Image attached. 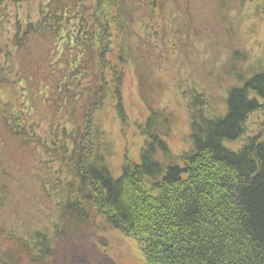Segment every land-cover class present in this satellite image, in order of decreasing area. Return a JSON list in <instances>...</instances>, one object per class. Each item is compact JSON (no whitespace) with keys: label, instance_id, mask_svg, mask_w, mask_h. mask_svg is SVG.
<instances>
[{"label":"trees","instance_id":"obj_1","mask_svg":"<svg viewBox=\"0 0 264 264\" xmlns=\"http://www.w3.org/2000/svg\"><path fill=\"white\" fill-rule=\"evenodd\" d=\"M181 4L0 0V209L16 197L19 179L4 165L16 146L36 150L49 168L43 189L61 212L41 229L0 227V264H20L21 253L44 264L70 223L88 222L96 231L98 220L139 240L147 264H264V126L251 133L247 125L264 112V67L227 92L225 112L217 113L204 89L188 90L191 142L180 154L171 150L164 111L149 106L134 123L139 155L127 154L114 169L113 144L97 121L108 108L125 131L132 121L124 98L128 71L153 55L161 65L162 54L173 57L194 44L191 14ZM40 94L52 107L51 145L26 119L24 98ZM84 124H93L87 165L75 130ZM245 134L237 149L223 142Z\"/></svg>","mask_w":264,"mask_h":264},{"label":"rangeland","instance_id":"obj_2","mask_svg":"<svg viewBox=\"0 0 264 264\" xmlns=\"http://www.w3.org/2000/svg\"><path fill=\"white\" fill-rule=\"evenodd\" d=\"M181 7L191 14L194 44L173 57L162 54L161 65L156 64L158 58L153 55L150 60L141 61L142 68L128 71L124 98L132 120L129 127L122 131L123 126L108 108L101 109L96 115L98 120L95 116L113 144L111 164L114 169L121 166L127 154L135 158L139 155L143 141L134 123L144 120L149 106L155 110L162 108L165 116L161 115L172 129L168 138L171 150L183 153L188 151L191 142L188 90L204 89L209 104L217 106V113L225 112L227 92L237 86V78L250 77L264 67L260 65L264 64V0H182ZM160 48L161 53H165V47ZM137 73L144 75L142 81ZM24 100L30 102L25 105L26 119L33 124L38 137L51 145L54 125L48 123L47 117L52 107L43 102L41 94L34 101L29 97ZM28 107L31 111H27ZM92 125H76L75 128L80 144L78 155L83 159L86 154L89 162L94 155V143L90 138ZM247 125L251 133H256L264 126V112L255 113ZM226 145L237 149L235 144ZM5 158V167L19 182L12 185L16 197L8 198L6 207L0 209V227L12 231L51 226L48 219L56 220L60 211L43 189L42 181H50L49 168L40 165L41 157L36 150L28 148H8ZM52 167L57 168L56 165ZM69 174L66 171L63 175L68 178ZM0 180L5 181L2 175ZM96 225L98 230L94 231V225L88 222L77 228L70 223L69 231L57 242L44 264H147L139 240L128 237L119 229L106 230L100 220ZM3 243L6 248L12 247L5 240ZM20 256V264H33L25 253Z\"/></svg>","mask_w":264,"mask_h":264},{"label":"bare ground","instance_id":"obj_3","mask_svg":"<svg viewBox=\"0 0 264 264\" xmlns=\"http://www.w3.org/2000/svg\"><path fill=\"white\" fill-rule=\"evenodd\" d=\"M250 78H251V76L248 77V75L247 76L242 75L241 77L237 78V80H236V82H238L237 86L240 88L241 87L243 88V86L246 85V80H248ZM248 136H249L248 134H245V136H243V138H241V139H237V138L228 139V138H226L223 140V142L225 143V145L226 144H229V145L235 144L236 145L238 142H242L243 140L247 139ZM92 154H94V152H92ZM88 163H89V161H87L85 164L87 165Z\"/></svg>","mask_w":264,"mask_h":264}]
</instances>
